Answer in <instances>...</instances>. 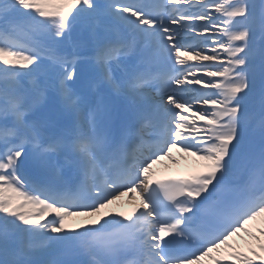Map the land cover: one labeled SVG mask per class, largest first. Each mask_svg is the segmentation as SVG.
<instances>
[{
  "label": "snow or ice",
  "instance_id": "obj_1",
  "mask_svg": "<svg viewBox=\"0 0 264 264\" xmlns=\"http://www.w3.org/2000/svg\"><path fill=\"white\" fill-rule=\"evenodd\" d=\"M0 264H264V0H0Z\"/></svg>",
  "mask_w": 264,
  "mask_h": 264
},
{
  "label": "bare ground",
  "instance_id": "obj_2",
  "mask_svg": "<svg viewBox=\"0 0 264 264\" xmlns=\"http://www.w3.org/2000/svg\"><path fill=\"white\" fill-rule=\"evenodd\" d=\"M131 200H133V198H132ZM124 203H126V202H125V200H124V197H122L120 201H118L117 203L113 204V205L109 208V211H110V210H113V207H115L116 204L121 205V204H124ZM116 207H117V205H116Z\"/></svg>",
  "mask_w": 264,
  "mask_h": 264
}]
</instances>
